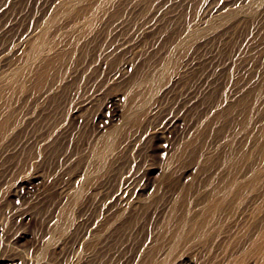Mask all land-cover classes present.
I'll use <instances>...</instances> for the list:
<instances>
[{"label": "rangeland", "instance_id": "rangeland-1", "mask_svg": "<svg viewBox=\"0 0 264 264\" xmlns=\"http://www.w3.org/2000/svg\"><path fill=\"white\" fill-rule=\"evenodd\" d=\"M74 17L85 28L45 63L19 49L41 29L50 45ZM8 73L19 82L0 134V264H129L179 177L249 162L264 174V0H0ZM42 76L60 89L40 97ZM111 130V150L87 162ZM117 176L144 208L117 214Z\"/></svg>", "mask_w": 264, "mask_h": 264}, {"label": "bare ground", "instance_id": "bare-ground-1", "mask_svg": "<svg viewBox=\"0 0 264 264\" xmlns=\"http://www.w3.org/2000/svg\"><path fill=\"white\" fill-rule=\"evenodd\" d=\"M58 19L60 17L54 16L52 21ZM72 21H66V25H60L50 33V45H47V30L41 29L38 37L32 39L30 35L19 49L38 64L45 63L53 52L54 42L55 45L66 42L68 35V40L73 41L85 28L83 17H74ZM46 67L48 72L51 65L46 64ZM18 82L14 74L0 76V134L14 122L15 109L11 108V101H7L9 94L6 92L14 91ZM142 82L139 81L137 85ZM60 85L59 79L47 80L43 76L35 83L40 91L39 96L44 98L58 90ZM113 131H108V136H99L92 152L86 156L87 162L93 156L101 157L111 150L114 145ZM259 132H264V127ZM248 149H251L250 145ZM252 154V150H247V161L252 160ZM261 169V164L249 162L244 174H202L189 181L183 176L179 177L168 202L162 203L152 225L140 237L129 258V264H264V174H260ZM123 180L125 178L117 176V185L111 188V198L118 215L128 209L139 210L145 207V202L126 195V190L121 186ZM78 189L74 192L78 193ZM145 191L149 194L155 192V185L145 188ZM197 254L202 256L200 261H197Z\"/></svg>", "mask_w": 264, "mask_h": 264}]
</instances>
